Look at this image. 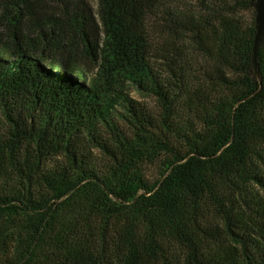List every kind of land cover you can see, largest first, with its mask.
I'll use <instances>...</instances> for the list:
<instances>
[{
  "label": "trees",
  "instance_id": "obj_1",
  "mask_svg": "<svg viewBox=\"0 0 264 264\" xmlns=\"http://www.w3.org/2000/svg\"><path fill=\"white\" fill-rule=\"evenodd\" d=\"M255 2L0 0V264H264Z\"/></svg>",
  "mask_w": 264,
  "mask_h": 264
},
{
  "label": "water",
  "instance_id": "obj_2",
  "mask_svg": "<svg viewBox=\"0 0 264 264\" xmlns=\"http://www.w3.org/2000/svg\"><path fill=\"white\" fill-rule=\"evenodd\" d=\"M254 9L256 10V35L254 39L252 63L254 67V76L256 79L260 80L257 55L259 48L264 45V0H256Z\"/></svg>",
  "mask_w": 264,
  "mask_h": 264
},
{
  "label": "rangeland",
  "instance_id": "obj_3",
  "mask_svg": "<svg viewBox=\"0 0 264 264\" xmlns=\"http://www.w3.org/2000/svg\"><path fill=\"white\" fill-rule=\"evenodd\" d=\"M91 2H94V0H90ZM134 96L136 97V98H139V99H143V97H141L138 93H134ZM149 102H150V100H149ZM154 174H156V176H157V174H158V171H154ZM154 174H152V175H154Z\"/></svg>",
  "mask_w": 264,
  "mask_h": 264
}]
</instances>
